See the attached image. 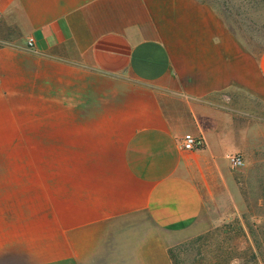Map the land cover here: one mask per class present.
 <instances>
[{"label": "crops", "instance_id": "crops-1", "mask_svg": "<svg viewBox=\"0 0 264 264\" xmlns=\"http://www.w3.org/2000/svg\"><path fill=\"white\" fill-rule=\"evenodd\" d=\"M249 102L264 46L205 0H0V155L31 157L1 187L0 264H172Z\"/></svg>", "mask_w": 264, "mask_h": 264}, {"label": "rangeland", "instance_id": "rangeland-1", "mask_svg": "<svg viewBox=\"0 0 264 264\" xmlns=\"http://www.w3.org/2000/svg\"><path fill=\"white\" fill-rule=\"evenodd\" d=\"M205 1L249 47L264 46V0ZM248 106L247 139L239 152L244 164L229 165L228 179L207 198L199 230L170 246L177 264H264V107ZM27 159L0 155V205L9 170Z\"/></svg>", "mask_w": 264, "mask_h": 264}, {"label": "built area", "instance_id": "built-area-1", "mask_svg": "<svg viewBox=\"0 0 264 264\" xmlns=\"http://www.w3.org/2000/svg\"><path fill=\"white\" fill-rule=\"evenodd\" d=\"M27 46L28 48H32L33 42L31 38L27 40ZM203 144L204 140L201 136L186 133L181 139L180 147L186 151H193L200 149ZM228 163L232 168H239L244 164L243 157L238 154L230 155L228 156Z\"/></svg>", "mask_w": 264, "mask_h": 264}, {"label": "trees", "instance_id": "trees-1", "mask_svg": "<svg viewBox=\"0 0 264 264\" xmlns=\"http://www.w3.org/2000/svg\"><path fill=\"white\" fill-rule=\"evenodd\" d=\"M168 256H169V258H170V260H171V263L172 264H177V262L175 261V257H174V255H173V253H172V248L170 247V248H168Z\"/></svg>", "mask_w": 264, "mask_h": 264}]
</instances>
